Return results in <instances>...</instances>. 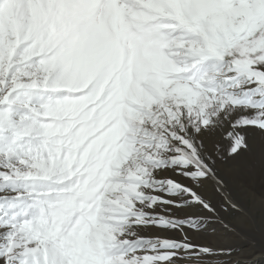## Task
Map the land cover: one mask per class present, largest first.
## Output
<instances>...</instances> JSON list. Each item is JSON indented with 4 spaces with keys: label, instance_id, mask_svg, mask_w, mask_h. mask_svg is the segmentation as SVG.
Returning <instances> with one entry per match:
<instances>
[{
    "label": "snow or ice",
    "instance_id": "6c2138e0",
    "mask_svg": "<svg viewBox=\"0 0 264 264\" xmlns=\"http://www.w3.org/2000/svg\"><path fill=\"white\" fill-rule=\"evenodd\" d=\"M264 0H0V264H261Z\"/></svg>",
    "mask_w": 264,
    "mask_h": 264
},
{
    "label": "rangeland",
    "instance_id": "374dc122",
    "mask_svg": "<svg viewBox=\"0 0 264 264\" xmlns=\"http://www.w3.org/2000/svg\"><path fill=\"white\" fill-rule=\"evenodd\" d=\"M261 264H264V261H262Z\"/></svg>",
    "mask_w": 264,
    "mask_h": 264
}]
</instances>
